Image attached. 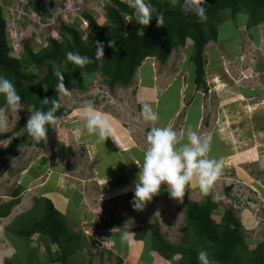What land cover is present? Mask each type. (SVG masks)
Listing matches in <instances>:
<instances>
[{
	"label": "rangeland",
	"instance_id": "rangeland-1",
	"mask_svg": "<svg viewBox=\"0 0 264 264\" xmlns=\"http://www.w3.org/2000/svg\"><path fill=\"white\" fill-rule=\"evenodd\" d=\"M107 4L109 0H0L10 55L19 57L25 43L37 51L49 37L60 40L61 22L76 28L86 43L90 29L82 12L90 13L98 24L107 27ZM34 6L50 11L46 22L33 13ZM218 16L222 18L215 24L218 38L204 46L209 88L205 93L198 89L202 95L191 99L193 105L184 97L186 77L192 69L187 44L172 49L163 64L155 57H146L127 86L110 87L97 72H83L81 89L65 87L71 90V97L63 96L59 84V101L69 113L56 116L58 123L51 125L52 133L41 145H36L30 135L21 140L28 133L25 128L30 116L25 117L20 129H15L24 103L17 113L7 104L0 107L10 121L8 135L0 139V204L10 201L12 191L20 188L18 204L8 216L0 217L2 264H61L54 258L60 255L65 236L53 243L46 234L36 231L29 237L14 234L40 217L41 208L35 206V198H49L68 232L78 236L80 246L67 258L68 264H118L119 259V264L177 263L179 254L166 260L148 253L152 232L149 224L142 222H156L163 237L178 245L185 224L184 201L171 198L167 186L162 185L160 194L142 211L132 205L134 184L149 146L147 133L153 127L143 119L142 106L146 98H151L153 108L160 92H167L173 84L180 85V105L174 88L164 94L161 103L167 102L170 108L178 106L177 115L170 116V110L158 108L161 118H167L166 126L172 127L182 142L187 119L198 117L197 134L201 138L212 135L210 156L224 162L223 174L209 194L218 205L212 219L221 222L224 211L231 208L251 248L264 238V21L254 30L240 23L245 19L242 15L230 19L222 11ZM129 19L126 15L125 21ZM87 101H92L113 125L111 137L105 141L86 130L79 139L74 135V129L83 124L80 113ZM10 142H16V147L1 153ZM229 182L237 184L232 191L234 200L223 195L222 188ZM204 197L198 178H194L184 198L201 201ZM125 232L131 233L127 242L122 240ZM136 233L141 236L136 237Z\"/></svg>",
	"mask_w": 264,
	"mask_h": 264
},
{
	"label": "trees",
	"instance_id": "trees-1",
	"mask_svg": "<svg viewBox=\"0 0 264 264\" xmlns=\"http://www.w3.org/2000/svg\"><path fill=\"white\" fill-rule=\"evenodd\" d=\"M151 4L154 8V17L147 27L143 28L134 21L133 10L126 2L109 0V4L105 6L106 18L109 22L107 27L98 24L90 13L82 12L83 19L90 29L89 40L86 43L81 39L76 28L61 22L60 40L49 37L47 44L37 51H32L31 47L25 43L19 57L10 55L6 42V22L0 7V75L6 76L14 83L22 97L21 103L25 106L15 129L22 127L25 117L32 115L34 108L46 112L52 107L51 100H59L57 86L61 81L54 75L52 61L64 65L63 83L68 89L84 87L83 72L99 73L110 87L116 84L127 86L146 57H155L163 64L172 49L190 44L188 52L194 75L193 82L196 89L206 92L208 86L205 80L204 46L210 40L216 41L218 38V29L215 24L222 19L218 14L225 11L230 19L238 14L242 15L245 19L239 22L248 29L253 27L254 30L260 22L264 21V0H205L203 6L207 9L208 19L203 23L191 13L186 14L181 4L173 6L170 0H151ZM33 10L42 22H46L51 15L46 8L40 9L34 6ZM126 15L130 18L128 22L125 21ZM160 15H163L165 19L162 27L157 26L156 18ZM188 39L190 42L186 43ZM111 40L116 41L114 47H109ZM97 42L104 45V60H97L95 57ZM69 51L88 56L92 63L81 68L67 62ZM37 69L41 74L36 71ZM45 99L49 102L46 103ZM5 104L4 98L0 96V107ZM61 105L55 113L56 116L69 113L62 103ZM51 133L50 125L48 138ZM6 135L8 133L0 134V139ZM27 137L29 134L25 133L21 140L25 141ZM34 143L41 145L43 142L34 141ZM15 147L16 142H10L7 149L1 153H6ZM19 189L12 191L10 201L0 204V217L8 216L12 207L18 204ZM183 201L185 224L178 245L169 243L163 237L156 222L147 220L142 222L149 224L148 227L152 232L151 239L148 240L150 248L147 246L146 249L148 253L154 252L161 259L166 260L179 254L177 264H200L198 253L206 250L210 260L217 264H264V238L251 248L244 239L241 224L234 217L231 208L224 211L221 222H215L212 219V211L218 205L209 195L201 201L186 198H183ZM35 206L41 208L40 217L29 225L16 229L14 234L18 237H29L36 231L46 234L53 243H58L60 237L65 236V245L54 261L68 264L67 258L80 246L78 236L68 232L61 213L49 198H35ZM135 236L139 238L141 234L136 233ZM120 262L119 259L118 264Z\"/></svg>",
	"mask_w": 264,
	"mask_h": 264
},
{
	"label": "clouds",
	"instance_id": "clouds-1",
	"mask_svg": "<svg viewBox=\"0 0 264 264\" xmlns=\"http://www.w3.org/2000/svg\"><path fill=\"white\" fill-rule=\"evenodd\" d=\"M128 6L133 10L135 22L141 26L147 27L152 20L154 8L151 0H126ZM175 6L181 4L186 14L191 13L198 18L199 22H205L207 9L205 0H170ZM157 26L162 27L165 24L163 15L156 18ZM131 21V20H130ZM87 25L86 21H84ZM143 34V33H142ZM95 57L97 60H104V45L100 42L95 43ZM116 45L115 40H111L109 47ZM151 57V56H148ZM67 62H71L81 68L92 63V60L86 55L69 51L67 53ZM54 75L61 81L59 88L64 97H71V90L64 86L63 73L64 65L51 62ZM207 83V82H206ZM47 89V88H45ZM205 93V92H204ZM0 96H2L12 112H18L22 109V97L18 93L14 83L4 75H0ZM48 103L49 100L45 99ZM52 107L48 111L33 109L32 115L27 120L26 130L28 134L37 143L47 142L49 126L58 123V117L55 113L61 108L59 100H51ZM141 115L147 122L156 125L159 121V114L153 110L149 103L142 106ZM81 126L74 129V135L79 139L86 130L87 134L96 135L99 140L105 141L111 137L113 125L109 118L98 111L92 101H87L80 113ZM9 117L4 109H0V134H5L9 127ZM187 142L181 143L177 132L169 126H153L147 133L148 148L143 155V163L139 167L136 182L134 184V199L132 205L136 210L142 211L147 203L160 194L161 186L166 185L170 197L183 202L187 186L194 178H198V185L203 196H208L215 183L223 174V160H217L210 156L212 147V135L201 138L196 131L189 128L186 132ZM264 167V162H261ZM231 182L223 186L224 196L235 199L231 191ZM236 185V184H234ZM225 197V199H227ZM13 208V207H12ZM131 233L122 234V240L127 242ZM200 264H213L206 250L198 253ZM2 264V261H0Z\"/></svg>",
	"mask_w": 264,
	"mask_h": 264
},
{
	"label": "crops",
	"instance_id": "crops-1",
	"mask_svg": "<svg viewBox=\"0 0 264 264\" xmlns=\"http://www.w3.org/2000/svg\"><path fill=\"white\" fill-rule=\"evenodd\" d=\"M146 74L148 73V72H145ZM193 74H192V69L191 70H189V72H188V76L186 77V91H185V94H184V97L185 98H187V102L189 103V104H191V101H192V105L194 104V102H193V100L197 97V95L199 94V95H202V93H201V91L200 90H198V89H196L195 87V84H194V82H193ZM181 82H183L184 83V78H181ZM209 84H207V86H208ZM179 87H180V85L179 84H177V86H174V84L172 85V87H170L169 89H168V91L167 92H165V93H163V91H161L160 92V94H159V96H158V100L157 101H155V103H154V107H153V110L154 111H156L158 114H159V116H160V118H161V115H162V112H158V108H161V109H163V110H165V108H167V110H170L169 112H168V114H170V116H176L177 115V113H178V106L175 108H170L169 107V104L167 103V102H165V101H163L162 103H161V100H162V98L165 96L164 94H166V93H168L169 91H170V89H172V88H174V92H173V94L175 95V98H177V102H178V104L180 103V97H179ZM209 88V87H208ZM153 92H154V90H153ZM193 98V100H191ZM156 99V98H155ZM145 100H147L146 102L147 103H150L151 102V98H146ZM190 101V102H189ZM200 102H201V99H200ZM153 103V102H152ZM180 105V104H179ZM200 107V106H199ZM162 117H164V115L162 116ZM168 117H169V115H168ZM166 119L167 118H161V119H159V121L157 122V124L156 125H154L153 124V126H161V127H163V126H166L167 124H166ZM188 121L187 122H189L188 123V125L187 126H185L186 127V130H184L185 131V137H184V141H185V143L187 142V137H186V132H187V130L189 129V128H191V130H193V131H196L198 128H196V124L195 123H197V121H198V117H196V116H194V117H191L190 119H187ZM197 120V121H196ZM173 121V120H172ZM165 123V124H164ZM169 125V124H168ZM194 127V128H193ZM184 141H182L181 143H184ZM136 153V152H135ZM221 155V157H222V154H220ZM23 179V178H22ZM66 207V206H65ZM64 207V208H65ZM59 208V207H58ZM60 209V208H59ZM63 208H61L60 210H61V212H63L64 213V211L62 210ZM67 211H69V209H66V214L68 213ZM72 214V213H71ZM72 216H73V214H72ZM151 254V253H150ZM153 255H155V253L153 252L152 253ZM151 254V255H152ZM157 255V254H156ZM158 256V255H157ZM177 264V263H176Z\"/></svg>",
	"mask_w": 264,
	"mask_h": 264
},
{
	"label": "built area",
	"instance_id": "built-area-1",
	"mask_svg": "<svg viewBox=\"0 0 264 264\" xmlns=\"http://www.w3.org/2000/svg\"><path fill=\"white\" fill-rule=\"evenodd\" d=\"M230 187H231V191H233L234 190V187H237V184L236 185H230ZM239 189V188H238ZM241 189H239V191H240Z\"/></svg>",
	"mask_w": 264,
	"mask_h": 264
}]
</instances>
